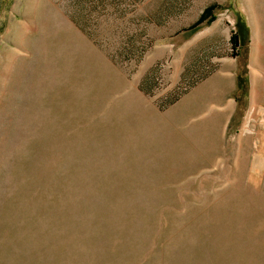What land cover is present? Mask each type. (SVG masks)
Returning a JSON list of instances; mask_svg holds the SVG:
<instances>
[{"label":"rangeland","instance_id":"obj_1","mask_svg":"<svg viewBox=\"0 0 264 264\" xmlns=\"http://www.w3.org/2000/svg\"><path fill=\"white\" fill-rule=\"evenodd\" d=\"M0 264H264V0H0Z\"/></svg>","mask_w":264,"mask_h":264},{"label":"trees","instance_id":"obj_2","mask_svg":"<svg viewBox=\"0 0 264 264\" xmlns=\"http://www.w3.org/2000/svg\"><path fill=\"white\" fill-rule=\"evenodd\" d=\"M215 5H208L206 7H204L202 9V11L200 12L199 16L197 17V19L191 24L189 25L185 30H192L195 29L197 26H199L201 23L205 22V21H209V19L212 17L213 14V10L215 9ZM230 41L233 44V47L235 48L237 45V39L235 34H232L230 37Z\"/></svg>","mask_w":264,"mask_h":264}]
</instances>
